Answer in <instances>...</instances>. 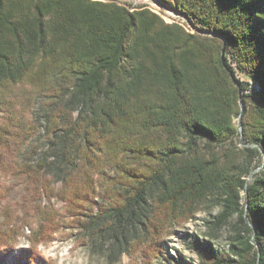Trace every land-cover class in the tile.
<instances>
[{
  "label": "trees",
  "instance_id": "16d2710c",
  "mask_svg": "<svg viewBox=\"0 0 264 264\" xmlns=\"http://www.w3.org/2000/svg\"><path fill=\"white\" fill-rule=\"evenodd\" d=\"M160 1L225 43L114 0H0V147L41 126L47 141L23 163L35 199L1 224V261L26 228L18 264H51L36 247L69 221L107 264L140 247L151 264L201 210L197 264H264V0Z\"/></svg>",
  "mask_w": 264,
  "mask_h": 264
},
{
  "label": "rangeland",
  "instance_id": "374dc122",
  "mask_svg": "<svg viewBox=\"0 0 264 264\" xmlns=\"http://www.w3.org/2000/svg\"><path fill=\"white\" fill-rule=\"evenodd\" d=\"M114 1L125 6L145 7L157 14L165 23H176L188 32L196 33L188 26L182 17L155 5L149 0ZM167 6L175 9L173 6ZM239 80L246 83L244 78H239ZM251 90H257V88L252 83H248L246 93L249 94ZM42 114L40 105H36L28 118L41 124L43 122ZM233 124L239 130V121L237 119L233 120ZM42 128L43 126H41L40 131L27 144L12 141L8 143L7 146L0 147V226L6 222V220H4L6 219V215L10 218L17 216L21 217V212L28 209L26 207L28 201L31 202L35 199V197L30 196L29 178L25 174L26 169H24L23 163L26 161L34 145L38 146L37 153L33 155L32 161H30L29 164L34 166L39 160L45 159L47 141ZM47 163H50V161L48 160ZM28 172L30 174V171ZM52 203L56 209L61 210L63 207L62 203L55 200H53ZM3 210L7 212L4 213ZM214 214L215 212H212L211 216H208L203 211L199 210L190 222H186L179 227L166 229L162 236L165 249L164 255L158 260L152 259L150 263L197 264V250L193 247L192 242L195 238L199 242L203 240L209 242L206 232L211 226V217ZM68 222L69 221H63L62 226L57 233L53 234L50 241L38 244L36 249L40 256L51 264H107L102 258V255L95 252L93 248L90 247L91 244L86 242L84 235L78 233L74 227H70ZM234 222L235 220H231L229 224L219 228L217 239L210 243L215 250L222 251L227 249ZM28 236L29 231L24 228L23 234L17 238L12 253L13 256L9 257L5 262L0 260V264H18V257L23 250L28 248ZM141 248L143 247L135 248L132 252V256L124 254L117 264H147L143 261Z\"/></svg>",
  "mask_w": 264,
  "mask_h": 264
},
{
  "label": "water",
  "instance_id": "95a60500",
  "mask_svg": "<svg viewBox=\"0 0 264 264\" xmlns=\"http://www.w3.org/2000/svg\"><path fill=\"white\" fill-rule=\"evenodd\" d=\"M149 1L153 2L155 5L161 7L163 9L175 14V15L182 17L186 21L188 26L192 30H194L198 35L205 36V37L217 38V39L221 40L223 44L225 43V39L222 36L216 35L215 33L210 32V31H200V30L195 29L193 27L190 19L186 16V14L182 13L181 11L177 10L176 8L174 9L172 7H169V6L165 5L164 3H162L160 0H149ZM241 138H242V135H241Z\"/></svg>",
  "mask_w": 264,
  "mask_h": 264
}]
</instances>
